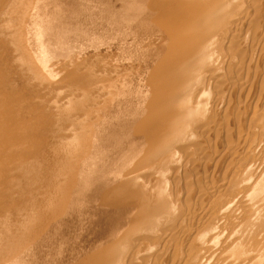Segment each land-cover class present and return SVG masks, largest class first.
<instances>
[{"label":"bare ground","instance_id":"obj_1","mask_svg":"<svg viewBox=\"0 0 264 264\" xmlns=\"http://www.w3.org/2000/svg\"><path fill=\"white\" fill-rule=\"evenodd\" d=\"M244 2L0 0V264H121L125 222L168 208L137 164L188 121L216 28L243 23ZM263 172L213 199L184 264H264Z\"/></svg>","mask_w":264,"mask_h":264},{"label":"rangeland","instance_id":"obj_2","mask_svg":"<svg viewBox=\"0 0 264 264\" xmlns=\"http://www.w3.org/2000/svg\"><path fill=\"white\" fill-rule=\"evenodd\" d=\"M243 2L244 6L241 7V10L244 9L243 11L247 10L248 12H246V20L244 19L243 23H236L233 17L228 18V22L224 21L226 23L224 28L221 26L225 24L224 22L220 23V26L218 25L216 28L218 32H216L217 37L215 36V45L216 47L218 46L219 50L216 51L215 49L214 55L210 56L213 60L210 58L205 59L204 62L206 63L203 62L204 65L202 64L203 66L200 67L199 74H196L194 77V83L192 82L193 84L191 85L193 88L192 90L190 89L191 92H189V97L188 99L186 97L185 102L188 107L194 105L197 107L190 111L191 114H187L188 121L184 120L183 124L185 125L179 126L181 129L177 128L178 133L174 130L170 136L174 132L175 134L170 139L166 137L161 146H156L158 150L155 147V150L159 154L154 150L156 153H153V155L157 157L158 154L159 159L158 157L157 159L159 162L155 161L156 158L153 159L154 156L151 153L150 155L153 157L147 155L144 158L145 160H141L142 163L137 164V166H141L138 167V171L141 173H136L141 178L139 181L142 184L141 187H144L143 185L145 184V187H148L147 190L150 188L153 190L156 187V191H152L151 189L149 191L154 192L156 196L160 193L162 196H157L158 198L154 195L157 200L156 202L161 203L164 201L166 203L167 201L166 206L168 208L162 207L165 211H162L164 215L162 212L159 214L160 203H154L155 198H153L152 202L154 204L151 202L153 204L152 208L154 207L153 210H155L153 213L159 210L157 212L159 215L155 216L156 214H153L152 217L154 219L150 218L151 220L149 219L148 223L143 220L145 222L143 223L144 225L141 223L142 221L140 223L138 221L135 224L137 227H133L134 224L131 226V224L125 222L130 228H135L136 230L131 229L133 231L131 232L129 227L127 229V225H124L125 228L123 230L125 229V231L121 233L124 232L123 234L125 235L121 236L120 239L123 241H121V245L119 244L120 250L122 249L119 251L122 252L121 254L119 253L122 255L119 256L121 264H184V260L188 255L186 252L190 253V249L192 248V245L190 246L191 240L197 235L196 232L198 233L202 222L205 220V216L208 214L207 209L213 206L212 204H216V202L218 205L220 204V207L224 206L220 202L228 205L227 201H231L234 198L233 193L231 195L230 192L233 191L232 189L235 191L238 189L237 185H241L243 178L247 174L252 170L261 174L264 170V0H243ZM229 27L233 29L231 30ZM220 28L222 29L221 33ZM216 52L219 53V55H216L217 57L215 56ZM209 59L212 62L208 61ZM151 184L153 185L151 186ZM240 185L241 190L243 189V185ZM240 190L238 189L237 191ZM159 197L163 199L161 200ZM223 199L225 201H222ZM242 204L239 206L241 208L233 206L232 209L231 207L229 208L231 211L228 208L225 209L227 212L223 210L222 212H225L226 215H223L221 212L226 219L228 218V214L230 219L234 213L232 219H227L228 221L223 217L225 223L227 221L228 224H234L230 223L231 220L234 222L235 219L237 220L236 217L240 219V214L243 212L242 207H244ZM206 210L207 212L205 213ZM171 214L173 215L171 216ZM141 216L140 218H145V215ZM127 231L131 232V234ZM142 231L146 232L143 233ZM125 232L128 236H126ZM180 247L181 249H179ZM187 247L190 249H187ZM176 249L177 252H174ZM181 255H184L185 259ZM177 256L183 260L177 258ZM173 260L177 261V263L173 262Z\"/></svg>","mask_w":264,"mask_h":264}]
</instances>
